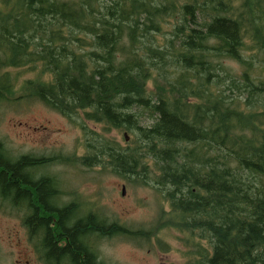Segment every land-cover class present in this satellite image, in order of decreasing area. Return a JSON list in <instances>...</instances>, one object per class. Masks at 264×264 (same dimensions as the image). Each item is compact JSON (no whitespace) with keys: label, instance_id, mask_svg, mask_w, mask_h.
Here are the masks:
<instances>
[{"label":"trees","instance_id":"16d2710c","mask_svg":"<svg viewBox=\"0 0 264 264\" xmlns=\"http://www.w3.org/2000/svg\"><path fill=\"white\" fill-rule=\"evenodd\" d=\"M232 3L5 0L0 21H31L32 58L7 52L0 58V102L34 98L83 134L82 154L71 156H13L0 141V197L24 225L25 199L39 205L30 236L40 256L53 257L48 264L65 255L74 264H109L100 256V239L150 232L98 209L78 216L82 195L64 191L54 176L28 185L31 169L53 162L99 167L160 192L170 210L153 234L166 227L187 232L198 247L188 252V264H264V59L242 56L247 48L237 37ZM25 27L0 25L10 35L20 30L22 38ZM226 59L244 70L232 72ZM25 64L41 71L18 94L2 69ZM143 118L152 123L143 125ZM63 194L76 200L56 210L52 198ZM90 232L96 236L91 254L80 241ZM205 234L207 246L195 241Z\"/></svg>","mask_w":264,"mask_h":264},{"label":"rangeland","instance_id":"374dc122","mask_svg":"<svg viewBox=\"0 0 264 264\" xmlns=\"http://www.w3.org/2000/svg\"><path fill=\"white\" fill-rule=\"evenodd\" d=\"M159 38L160 44L164 45V37L159 36ZM223 61L232 72L241 73L244 70L237 60ZM40 71V68L32 69L31 64L28 67L12 69L10 74L12 81L16 79L14 86L16 92L21 94L20 88L23 82L36 79ZM2 72L8 71L4 68ZM50 77L48 74L45 78ZM33 99L0 102V141L4 142L10 153L14 156L30 152L37 156L82 154L80 143L83 134L80 127L59 112L48 108L43 102ZM151 123V119L143 118V125ZM90 127L97 129L91 124ZM115 137L122 140L123 135L116 134ZM47 172L59 177L64 191L76 190L82 195L81 199L92 198L95 209L101 214L118 220L132 229L150 231L147 236L134 239L119 235L101 239L98 250L101 258L107 263L188 264L191 262L188 252L190 250L196 252L198 247L193 242H188L187 232L166 227L153 234L163 212L170 210L169 203L156 189L129 184L122 177L102 171V168L89 170L79 163L71 165L53 162ZM123 185L126 188L125 194H123ZM61 197L64 201L72 198L69 194H63ZM20 216L8 203L0 199V264H44L34 246L35 243L29 240ZM198 236L195 237L196 242L207 244L204 237Z\"/></svg>","mask_w":264,"mask_h":264},{"label":"flooded vegetation","instance_id":"af4514ba","mask_svg":"<svg viewBox=\"0 0 264 264\" xmlns=\"http://www.w3.org/2000/svg\"><path fill=\"white\" fill-rule=\"evenodd\" d=\"M5 0H0V8L3 7ZM232 9L234 10V18L233 21L238 23V38L241 42L245 44L243 50L242 56H245L247 58L253 57L257 59H264V0H233V3L231 5ZM224 13H221V16H223ZM22 24L27 27L23 30L24 32V38L20 35V30L15 32L14 35L8 34L9 30L0 28V58H5L6 57V52H7V57L11 56L13 58L17 59H31L32 58V46H31V36H30V23L31 21H0V25H14V24ZM240 26H243L244 29H240ZM27 28V29H26ZM1 35H3L1 37ZM14 42V43H12ZM237 52V49H236ZM246 53H250L251 55H247ZM1 64V63H0ZM23 66H29V64L25 65H19V66H6L5 69H7L8 72L5 74L10 73L12 69L18 68V67H23ZM9 68H11L9 70ZM28 70V69H27ZM48 107V106H47ZM53 111V108L48 107ZM57 112V111H56ZM45 128H47L45 126ZM34 130L38 132L35 128ZM8 151L9 149L6 148ZM10 152V151H9ZM22 154H30L33 155L34 157L40 158V156L34 155V153H22ZM12 155V154H11ZM21 155V154H20ZM14 156V155H13ZM18 156V155H16ZM50 166L42 168H36V169H31L29 171V175L31 174L30 178V184L29 186H33L34 183H36L39 179H41L42 176L49 175V176H54L56 178L57 183L59 184L60 188H62V182L59 179L57 175L51 174L50 172H47V169ZM32 172H34V177H32ZM32 194V193H31ZM1 199V198H0ZM90 199V200H89ZM39 202L41 201V198H37ZM70 200H76L75 197L70 198L68 201L62 200L61 196H55L52 198V202L56 204V210L57 209H62L64 207V204H68ZM83 201L82 205H78L76 203V208L78 210L77 215L80 216V213H82V216L87 215L90 211L92 214L96 211L94 207V202L91 201L93 200L90 197L81 199ZM51 202V205H52ZM43 203V202H42ZM44 204V203H43ZM35 207L39 209V205L36 204L33 201V197L31 196L29 199H25V208H24V213L25 217L28 219L27 223L24 225L25 229L28 233L29 240L31 241V228H32V223L30 222L31 216L34 213ZM58 213V211H57ZM35 214V213H34ZM38 214L40 215V211H38ZM59 214V213H58ZM103 215V214H102ZM42 216V215H41ZM105 216V215H104ZM78 219V217H77ZM109 219V218H108ZM58 219H55V223H57ZM205 236L204 239H206L207 244H202L204 246L208 245V237ZM106 238V237H104ZM103 238V239H104ZM101 240V239H100ZM81 245L84 249H86L87 252L90 254L94 251L95 248V243H96V236L94 232H90V234H86L82 239H80ZM33 242V241H31ZM99 242V241H98ZM66 243L63 241L58 245L59 247L65 246ZM45 256V257H44ZM85 253H82L79 257H81L80 262H82V258H84ZM41 261L44 264H48V260H52L53 257H49L47 254V251H45L44 255L41 253L40 256ZM79 259V258H78ZM74 260L73 257H68V256H63L59 261L57 260V264H74L72 261ZM53 263V264H55Z\"/></svg>","mask_w":264,"mask_h":264},{"label":"water","instance_id":"95a60500","mask_svg":"<svg viewBox=\"0 0 264 264\" xmlns=\"http://www.w3.org/2000/svg\"><path fill=\"white\" fill-rule=\"evenodd\" d=\"M125 136H126V139H127V141H128V140H129V136H128V134L125 133ZM125 192H126V188H125V186H123V194H125Z\"/></svg>","mask_w":264,"mask_h":264}]
</instances>
